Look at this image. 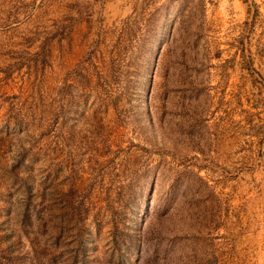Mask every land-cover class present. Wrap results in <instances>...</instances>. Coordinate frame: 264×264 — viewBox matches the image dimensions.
I'll return each instance as SVG.
<instances>
[{"label":"rangeland","instance_id":"rangeland-1","mask_svg":"<svg viewBox=\"0 0 264 264\" xmlns=\"http://www.w3.org/2000/svg\"><path fill=\"white\" fill-rule=\"evenodd\" d=\"M0 264H264V0H0Z\"/></svg>","mask_w":264,"mask_h":264}]
</instances>
